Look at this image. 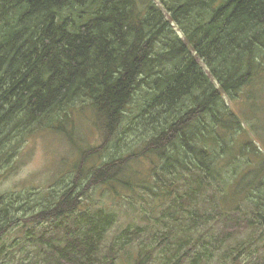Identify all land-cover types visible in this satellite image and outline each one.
<instances>
[{"label": "trees", "instance_id": "obj_1", "mask_svg": "<svg viewBox=\"0 0 264 264\" xmlns=\"http://www.w3.org/2000/svg\"><path fill=\"white\" fill-rule=\"evenodd\" d=\"M262 73L264 0H0V147L42 123L69 133L85 105L103 132V145L80 157L72 185L58 198L43 197L41 212L28 221L62 224L83 212L89 191L111 181L133 191L119 177L142 154L162 159L173 176L163 182L169 204L158 219L167 246L136 258L127 248L146 231L137 227L104 252L117 217L101 209L77 219L85 229L31 237L40 249L29 264H116L123 252L126 264H151L162 248V264H264V148L248 134L235 148L247 131L226 101ZM144 86L140 115L146 125L160 124L144 150L86 172L85 162L108 147ZM151 171L148 180L160 184ZM13 206L0 199L3 228L15 222Z\"/></svg>", "mask_w": 264, "mask_h": 264}, {"label": "rangeland", "instance_id": "obj_2", "mask_svg": "<svg viewBox=\"0 0 264 264\" xmlns=\"http://www.w3.org/2000/svg\"><path fill=\"white\" fill-rule=\"evenodd\" d=\"M146 95L147 87L144 86L135 95L130 111L126 113L108 147L85 162L86 172L101 167L111 160L119 159L121 156H133L144 150L151 138L153 125H160L156 122L151 126L146 125L145 114L140 115L137 105L142 103ZM226 101L243 119L247 131L239 137V134L232 136V142L233 137L235 140L238 137L235 148L238 150L243 146L247 134L255 145L264 148V137L261 141L260 136L255 133V130H258L264 136V73L233 99L226 97ZM72 120V123L67 124L69 133L46 129L48 127L42 123L32 127L29 134L25 132L22 136H17L15 133L4 147H0V152L14 148L11 154H7V158L0 157V199H5L7 202L12 200L15 214L13 226L6 225L3 228L0 225V264H29L30 259L34 260L35 253L40 249L36 243L32 242L31 237L49 238L55 233H61L62 237H65L68 232L76 231L78 226L86 228L87 222L80 220L77 223V219L82 214L87 213L93 216L101 209L113 212L117 217V224L110 230L105 241L104 252L124 231L134 230L137 227H146V231L142 233L139 240L133 241V244L127 248L129 253L137 255L161 242L163 246L169 244L163 235L165 228L158 225V219L169 204L163 195V182L172 179L173 176L163 171L164 161L152 154L145 158L143 154L132 158L125 173L119 177L133 183L135 185L133 191L126 190V185L118 180L111 181L89 191L83 200L81 207L83 212L65 219L62 224L58 221L37 225L35 222L28 221L41 212L43 197L58 198L69 188V185H72V172L83 152L103 145V132L97 124L90 105L75 110ZM220 132L224 133L221 129ZM171 150L169 148V151ZM170 154L176 155V152ZM245 159H248L247 153L240 156V160L235 162L231 172L233 173L237 166L245 163ZM260 160L259 158L257 162ZM151 168L156 170L153 178L158 181V177L161 181L158 185L148 180L152 175ZM185 175L188 173L185 172ZM83 180L86 178L83 177ZM84 184L85 182L82 187ZM82 190L78 189V191ZM114 190L115 197L111 195ZM207 200L209 208L212 209L214 202ZM19 207L22 209L16 211ZM30 207L33 209L30 210ZM163 252V248L158 250L151 264H162ZM126 255L127 253L123 252L116 264H126ZM135 257L138 258V255Z\"/></svg>", "mask_w": 264, "mask_h": 264}]
</instances>
